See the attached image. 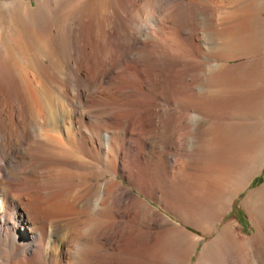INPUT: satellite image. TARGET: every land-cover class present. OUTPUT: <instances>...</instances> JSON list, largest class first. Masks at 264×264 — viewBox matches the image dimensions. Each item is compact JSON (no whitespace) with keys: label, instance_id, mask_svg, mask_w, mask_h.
<instances>
[{"label":"bare ground","instance_id":"1","mask_svg":"<svg viewBox=\"0 0 264 264\" xmlns=\"http://www.w3.org/2000/svg\"><path fill=\"white\" fill-rule=\"evenodd\" d=\"M105 1L0 0V264H59L63 257L74 264L71 246L82 237L88 244L78 264H107L110 246L121 264H173L181 253L163 263L156 249L183 238L191 245L187 264L196 237L133 188L208 232L263 169L264 0L191 1L203 21L199 37L191 36L199 40L197 62L170 50L177 41L163 20L162 38L144 25L151 0H121L119 12ZM185 88L196 102L205 93L217 98L205 116L218 119L221 131L217 189L198 222L145 178L155 154L167 158L149 145L161 115L204 123L201 109L183 104ZM168 104L186 112L175 116ZM246 196L253 235L240 240L232 224L220 226L194 264H264V181ZM74 207L80 221H95L89 233L71 224Z\"/></svg>","mask_w":264,"mask_h":264},{"label":"rangeland","instance_id":"2","mask_svg":"<svg viewBox=\"0 0 264 264\" xmlns=\"http://www.w3.org/2000/svg\"><path fill=\"white\" fill-rule=\"evenodd\" d=\"M31 1L34 3V0H31ZM151 1L150 2L152 3V6H154V8L152 9L153 13H151V15H149V16H148V13L145 14V16L143 18V20L145 19V21H143L144 25L145 24L148 25V27H150L154 31L156 29V31H157L156 33L160 34L161 32L159 30H157V24L159 22V20H157V19H160V21H162V20L165 21V22L162 21V23L164 24V26L162 24L163 31L171 32L172 36H173V40L177 41L176 43L172 42L171 45H170L171 41H169L168 46H169L170 50H172L173 52H175L176 54H178V56H180L182 58L194 60V61H196V60L199 61L198 60L199 59V40L194 39L191 36H192V34H194L196 38L199 37L203 21H202L200 14L197 11V8L194 7L195 4H193V2L200 3L203 0H190V1H188V0H162V1L161 0H154V1L151 0ZM191 1H193V2H191ZM109 2L110 3L105 1L104 6L109 7L110 10L111 9L112 10L117 9L118 12L122 10V5H121L122 1L121 0H110ZM155 7H156V9H155ZM0 13H1V11H0ZM146 16L148 17L147 20H146V18H147ZM149 17H151V18L149 19ZM3 22H4L3 23L4 25L8 24L7 19H4ZM159 36H161V38H162V36H163L162 33ZM27 48H26L27 54L28 53L30 54L29 48L28 49ZM40 51L42 54L44 53L43 49H41ZM243 59H246V58H243ZM243 59H241V60H243ZM27 66L28 65L24 66V68H26ZM193 78H192V80H194ZM190 81L189 80L186 81L187 85L189 83H191ZM175 88H176V84H174V91H175V94L178 95L179 93H178L177 89L175 90ZM186 88H185V90L183 89L181 91L182 93H180V96L183 99L182 100L183 104L184 105L187 104L191 108L190 112H192V109L195 107L201 109L199 111H202L204 113V120H203L204 123H202L203 125L201 124L200 127L198 126L196 128V126L194 127V124L191 121H189L185 124V123H181V122L177 121L176 119L174 121L173 118L171 119V117H169L167 115H161L159 122L155 123L153 125L154 126L153 128L151 127L153 129L152 130L153 132L150 131L151 144L147 143L146 146L144 144V147L152 145L156 149H158L160 152H165L167 155V158L162 157L161 153H159V152L157 154H155L156 156L154 157V161L157 160V162H155L156 165L154 166L155 167L154 172H152V174L149 176L145 175V178L149 177L150 183L151 184L153 183V186L156 185L160 191L163 190L164 192L168 193L166 195H168L170 197L172 195L173 198H171V199L176 201L177 204H181V208H183L182 210H184L183 214L185 217L187 216L188 219H191L192 221L198 222V218H200V215H202L204 210L210 204L211 197L213 195L212 193H214L213 191H215V189H217V187H216L217 183H216V180H214V179L218 177V175L220 173L219 171L221 168L220 164L222 163V159L220 156L221 154H220V150H219L220 140H221V136H220L221 131L219 130L220 128L218 126V123H219L218 119L216 121V120H212L211 118H208L207 116H205L206 114H211V113H209V111H215L218 108V104L216 103L218 101L215 102V99H217V98L215 96L213 97L212 95L210 97V95H208V94L206 95V93H205V96L206 97L209 96V97L206 98L205 96H202L201 99L199 100V102H196L193 95L191 94L192 92H190ZM212 97L215 99H213ZM210 98L213 99V101ZM82 104L86 105L85 102H83ZM128 105H126L125 108H127ZM184 105L183 106H175L173 104L172 105L168 104L167 109L169 111H176L175 116H177L178 114H184L186 112ZM129 108L130 107H128L127 109H129ZM209 122H211V123H209ZM143 123H140L141 124L140 128H142V129L147 127L146 124L145 123L143 124ZM156 124H158V125H156ZM178 124H181L183 127L176 126ZM144 126H146V127H144ZM155 126H157V127H155ZM144 130L145 129H143L142 131H144ZM219 137H220V140H219ZM213 139H215L214 142H213ZM206 141H208V143ZM209 142H211V143H209ZM218 142H219V144H218ZM163 146H164V148H162ZM215 146H216V148H215ZM214 151H216V152H214ZM207 155L209 158L206 157ZM171 156L173 158L174 157L179 158V161H183L182 165H183V163H184V165H183V168L181 167L182 169L181 168L176 169L174 167L172 168L173 163L171 160ZM164 161L167 164L166 163L164 164L163 163ZM206 162H208V163H206ZM211 163H213V165ZM209 164L211 165L210 168L207 167V165H209ZM203 171L206 173H204ZM201 174H203V175H201ZM256 174L257 175H255L253 178L254 180L253 179L250 180V183L247 186H245L244 188H242L241 190H239L236 194H234L232 196L230 203H228V205L224 209V211H223L222 215L219 217V219L216 220L214 227H212L208 232H203V230H201L196 225H192L191 223L189 224L183 220L181 221L180 218H177L171 212L163 209L160 206V204L158 205V202L156 200L151 199L150 197L146 196L145 194H143L141 192H138L135 188H133V190L136 194L140 195L147 202L150 201L152 206L159 209L161 212H163L168 217H170L174 220H177L182 227H184L185 229H188L189 231L192 232L191 235L193 236V238L196 237L195 238L196 240L194 239L195 242L193 243V245H195V248L189 257L187 264H194V262L196 261V259L200 255V252L202 250L204 243L216 235L217 229L220 226H223L227 223L232 224V227H234V230L236 231L238 238L240 240L248 239L256 231V228H255L253 222L251 221L249 210L247 209V207H249V202L246 199V197H247L246 195L251 193L252 190H257L260 187V185L262 184V182L264 181V166H263V169L259 172L257 171ZM107 177H109V174L103 178L106 179ZM119 178H121V177H119ZM124 184L125 185L127 184V182L125 180H124ZM161 188H163V189H161ZM169 191H170V193H169ZM180 192H181V195H183L182 196L183 199H180V197H181ZM177 201L180 203H178ZM182 202H184L183 205H182ZM74 208H75L74 210H75L76 214H75V212H73L72 217H71V224H73L74 222H75L74 225L77 224L76 226H74V228L77 230L78 233H83V234L89 233L90 232L89 226L93 227L95 224V221H93L91 218H89L92 221V222L89 221L91 225L83 223L82 220L85 218V217L82 218L83 213H81L80 208L79 209L77 207H74ZM78 212H79V214L81 213L82 215L81 214L79 215ZM62 214H63L62 216H64L63 217L64 219L62 218V216L57 215L60 217V218L58 217V220H60V219L65 220L68 217V216L66 217V215H64L65 213H62ZM74 215H75V217H74ZM80 218L82 219L81 221H80ZM93 222H94V224H93ZM86 228H87V230H86ZM63 229L65 230V227H63ZM63 229H62V231H64ZM176 240L177 239H175L174 243L175 242L179 243V240H180V243L186 241L185 243H183L184 247L181 244H177V243H175L176 244V247H175V244L173 243L172 245H170V247H168V249L163 248V247H162V250H161V248L156 249L158 252L156 256L158 259L163 260V263H165L164 260H167L165 258L170 259L169 256L172 257V255H171L172 253H173V257H174V254H177V256L174 258H177L179 256V254L181 253L180 256L178 257L179 262H176L177 261L176 259H175L176 261L175 260L174 261L177 264H182V261L185 258L184 254H186L187 250H189L191 245L190 246L187 245V246H189V248H186L187 246L184 244H189V243H187L188 241L186 239L183 238V239H178V241H176ZM181 240H183V241L181 242ZM86 244H88V243L85 241V239H83V237H82V239L79 238L76 241L74 240V242L72 243V246H71L72 251H73L72 252L73 253L72 260H73L74 264L79 263V258H80L79 255H80V253L81 254L83 253ZM95 244L93 243V246H91V244L89 242V246L93 247V249L94 248L96 249ZM179 246L183 247V248H180ZM110 247H109V249H110L109 252L112 253L111 250L113 247H111V248ZM114 247H119V244L114 246ZM158 250H160V252ZM111 253H109L107 264H121V262L117 259V257H115V256L113 257V255L112 256L110 255ZM174 258H172V259H174ZM68 259L69 258H67V257H65V258L63 257L60 259V261L58 263L59 264H68V263H70V261Z\"/></svg>","mask_w":264,"mask_h":264}]
</instances>
